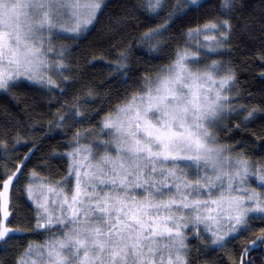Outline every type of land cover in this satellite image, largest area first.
<instances>
[{"label":"snow or ice","instance_id":"1","mask_svg":"<svg viewBox=\"0 0 264 264\" xmlns=\"http://www.w3.org/2000/svg\"><path fill=\"white\" fill-rule=\"evenodd\" d=\"M207 3L141 0L134 5L152 17L166 12L161 23L139 37L148 53L163 51L167 34L189 8L198 11ZM108 8V0H0V92L17 102L16 90L27 85L64 94L50 73L68 80L65 61L71 51L57 48L56 41H75L94 30ZM219 8L223 18L187 31L188 40L203 37L197 45L203 57L200 51L177 48L168 64L155 74L145 69L130 85L132 46L118 53L115 69L123 78V98L101 121L103 135L92 127L76 130L67 143L70 150L53 154V159L68 160L66 176L53 180L21 162L0 177V249H15L11 264H195L189 232L196 240L202 231L210 233L211 244L223 250L230 238L253 233L254 222H264V160L246 155L243 141L236 142L237 148L220 139L221 132L232 129L248 132L257 121L264 129V107L237 106L233 62L208 59L209 53L230 51L226 46L233 35L249 30V6L243 0H220ZM134 18L128 10L114 22L121 27ZM88 97L93 98L91 91ZM74 101L63 114L58 110L50 128L90 123L92 113L81 110L79 98ZM235 116H243L242 125L224 124ZM9 126L4 125L6 131ZM249 134L264 139L255 131ZM21 139L17 132L13 146ZM0 147L7 154L6 140ZM25 179L26 198L34 207L31 217H21L29 226L21 227L15 221L25 209L12 204L10 191H19ZM21 232L48 235L42 242L18 245ZM254 250L261 253L258 258L249 255ZM239 264H264V228L240 248Z\"/></svg>","mask_w":264,"mask_h":264},{"label":"trees","instance_id":"2","mask_svg":"<svg viewBox=\"0 0 264 264\" xmlns=\"http://www.w3.org/2000/svg\"><path fill=\"white\" fill-rule=\"evenodd\" d=\"M139 2L141 0H108V12L94 30H88L75 41L71 38L58 40L60 47L71 51V56H67L66 53L65 61L70 65V69L64 72L68 80H63L57 73L53 78L66 90L64 94L58 89H54L49 94L35 85H27V82H25L26 87L16 90L19 102L0 92V141L6 140L8 143L7 154L4 148L0 147V177L5 171H13L21 162L27 164L28 171L35 169L42 176H48L53 180H60L66 176L68 160L53 159V154L58 153L63 156L70 150L67 143L76 130L83 131L92 127L98 134L103 135L100 129L101 121L123 98L125 92L123 78L115 69L118 53L126 51L129 45L132 46L131 72L128 73L132 77L129 81L131 85L133 82H138L145 69L155 74L160 66L168 64L174 59L177 48L188 47L190 51H200L201 57L204 56L205 51L197 47L198 44L203 43V37L195 39L194 44L192 40L187 39V31L189 28H202L209 20L223 18L219 8L220 0H208L207 6L198 11H193L190 7L187 17L167 34L168 46L161 52L150 54L148 44L142 42L139 37L148 28L161 23L166 12L152 17L143 9L134 7ZM168 2L171 5L172 0ZM243 2L249 6V30L243 33L236 32L233 35L231 43L226 46L230 51L209 53L208 59L233 62L240 89V98L234 101L237 106L245 104L249 107L253 105L264 107V76L261 75L264 73V27H262L264 0H243ZM128 10L134 12L135 18L127 25L117 27L115 19L123 16ZM89 91L92 93L91 99L88 97ZM249 93L252 95L249 96ZM74 98H79L81 110L91 112L94 118L83 126L77 124L63 129L54 126L50 128L49 123L54 125L57 121L58 110L63 114L67 107L75 102ZM7 122H10V126L6 131L4 125ZM242 123L243 116H235L224 121L225 125H242ZM250 131H255L257 137H264L261 122L257 121L249 125L248 132L232 129L230 132H221L220 139L222 143L233 144L237 148L240 145L236 142L243 141L246 155L253 160H264V150L261 148L264 139L253 137L249 134ZM17 132L22 139L13 146V137ZM24 156H29L30 159L22 161ZM45 162L48 170L45 168ZM26 183L27 179L22 181L19 191L15 187L10 191L12 204H18L25 209L15 221V225L21 227L29 226V221L22 220L21 217H31L33 215L31 209L34 207L26 198L23 187ZM13 215L16 213L14 212ZM9 220H12V217H9ZM254 223L253 233L230 238L231 243L223 250L213 246L205 234H201V240H196L189 232V243L195 246L191 254L192 260L195 264H239L240 248L247 246L251 239L260 234V229L264 228V222ZM16 235L19 238L16 243L26 245L29 240L42 242L48 234L21 232ZM249 255L258 258L261 253L254 250ZM15 256V249L7 253L0 249V260H7L11 264Z\"/></svg>","mask_w":264,"mask_h":264},{"label":"rangeland","instance_id":"3","mask_svg":"<svg viewBox=\"0 0 264 264\" xmlns=\"http://www.w3.org/2000/svg\"><path fill=\"white\" fill-rule=\"evenodd\" d=\"M87 32V31H86ZM85 33V32H84ZM83 33V34H84ZM192 41L194 42V44H195V39H192ZM194 47H195V45H193ZM56 47L57 48H60V46H59V44H58V41H56ZM190 50V49H189ZM192 52H195V50L194 51H192ZM203 57V56H202ZM53 58H55V57H53ZM56 72L55 71H53L52 73H50L52 76H53V78H55V74ZM253 180H254V182H253V187H256L257 186V184H258V182H256L255 181V179L253 178ZM201 229H203V225H201ZM201 234H205L206 236H207V238L211 241V239H210V233H204L203 231L201 232ZM214 246V245H213Z\"/></svg>","mask_w":264,"mask_h":264}]
</instances>
